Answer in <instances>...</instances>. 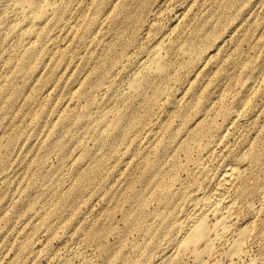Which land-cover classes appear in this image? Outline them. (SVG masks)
Segmentation results:
<instances>
[{
	"label": "rangeland",
	"instance_id": "374dc122",
	"mask_svg": "<svg viewBox=\"0 0 264 264\" xmlns=\"http://www.w3.org/2000/svg\"><path fill=\"white\" fill-rule=\"evenodd\" d=\"M14 1L0 0V264H161L158 229L234 163L223 205L249 236L203 264H264V0H55L31 36ZM156 43L164 76L133 93ZM119 113L133 129L97 141Z\"/></svg>",
	"mask_w": 264,
	"mask_h": 264
},
{
	"label": "bare ground",
	"instance_id": "6f19581e",
	"mask_svg": "<svg viewBox=\"0 0 264 264\" xmlns=\"http://www.w3.org/2000/svg\"><path fill=\"white\" fill-rule=\"evenodd\" d=\"M14 7L27 36H31L35 27L42 24L48 16L55 18L59 9L55 0H15ZM90 24H92V20L88 21V25ZM34 53L35 49L29 50L23 53V56L28 58ZM162 61L161 44L156 43L145 52L139 62V71L127 85L128 90L133 93L138 90L142 83L140 77H138L141 73L163 77ZM224 78H231V76L226 75ZM145 101L147 104L149 103L148 99H145ZM122 119L120 113L111 118H106L104 120V131L94 130L92 131V136L97 141L105 142L111 140L114 134L121 132L125 128L127 122H125L126 124L122 123ZM126 128L132 130L133 122H130ZM238 178L239 164L234 163L222 169L208 195L200 196L198 193L203 194L205 192L201 190L200 184L196 185L197 191L194 195L197 196V200L191 203L190 213L184 214L179 222L174 223L170 228L171 230L158 229V236L160 234L164 236L161 264H178L184 258L190 259L192 264H203L206 258L215 260L216 253L214 250L216 248L214 249V245L217 242L219 244V241L228 233H232L233 236L229 244L230 248L225 255L227 258H238L241 255L250 230L247 228L233 230L228 211L234 203L231 201V204L229 202L228 205H223V203H226L225 199ZM235 201L237 200L235 199ZM160 218L163 221L166 217L162 215ZM199 246H201V249H199ZM147 253L148 251H144V254ZM144 257H148V255H144ZM213 264H219V262L216 260Z\"/></svg>",
	"mask_w": 264,
	"mask_h": 264
}]
</instances>
